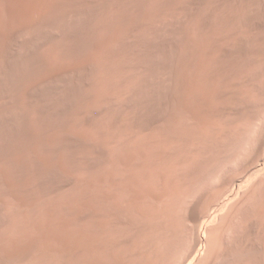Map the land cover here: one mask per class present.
Masks as SVG:
<instances>
[{"label":"rangeland","instance_id":"374dc122","mask_svg":"<svg viewBox=\"0 0 264 264\" xmlns=\"http://www.w3.org/2000/svg\"><path fill=\"white\" fill-rule=\"evenodd\" d=\"M67 1L0 0V259L264 264V0Z\"/></svg>","mask_w":264,"mask_h":264},{"label":"bare ground","instance_id":"6f19581e","mask_svg":"<svg viewBox=\"0 0 264 264\" xmlns=\"http://www.w3.org/2000/svg\"><path fill=\"white\" fill-rule=\"evenodd\" d=\"M69 1H70V0H69ZM69 1H67V2H69ZM80 1H81V0H80ZM192 1H193V0H192ZM215 1H216V0H215ZM42 2H43V1H42ZM63 2H64V1H63ZM72 2H73V1H72ZM74 2H76V1H74ZM217 2H218V1H217ZM247 2H248V1H247ZM254 2H255V1H254ZM258 2H259V1H258ZM261 2H262V1H261ZM64 3H65V2H64ZM76 3H77V2H76ZM190 3H191V2H190ZM194 3H195V2H194ZM255 3H256V2H255ZM263 3H264V2H263ZM34 4H35V3H34ZM50 4H51V3H50ZM183 4H184V2H183ZM45 5H46V4H45ZM57 5H59V4H57ZM68 5H69V4H68ZM76 5H77V4H76ZM78 5H79V4H78ZM260 5H261V4H260ZM17 6H18V5H17ZM20 6H23V5H20ZM31 6H32V5H31ZM37 6H38V5H37ZM52 6H53V5H52ZM52 6H50V7L52 8ZM65 6H66V5H65ZM65 6H64V7H65ZM258 6H259V5H258ZM258 6H257V7H258ZM44 7H45V6H44ZM66 7H68V6H66ZM71 7H72V6H70V8H71ZM79 7H80V6H79ZM79 7H76V10H78L77 8H79ZM242 7H243V6H242ZM252 7H253V6H252ZM254 7H255V6H254ZM257 7H256V8H257ZM26 8H27V7H26ZM45 8H46V7H45ZM48 8H49V7H48ZM58 8H60V7H58ZM70 8H69V9H70ZM81 8H82V7H81ZM256 8H255V9H256ZM18 9H19V8H18ZM22 9H23V8H22ZM33 9H34V7H33ZM33 9H32V10H33ZM62 9H63V7H62ZM69 9L67 8V9H64V10H67V12H68ZM246 9H248V8H246ZM259 9H260V8H259ZM57 10H58V9H57ZM70 10H71V9H70ZM251 10H252V8H251ZM55 11H56V10H55ZM236 11H237V10H236ZM242 11H243V10H242ZM245 11H246V10H245ZM263 11H264V10H263ZM18 12H19V11H18ZM57 12H58V11H57ZM57 12H56V13H57ZM237 12H238V11H237ZM247 12H248V11H247ZM250 12H251V11H250ZM255 12H256V11H255ZM255 12H254V15H256ZM240 13H241V12H240ZM240 13H239V14H240ZM244 13H246V12H244ZM251 13H252V12H251ZM19 14H20V13H19ZM47 14H48V13H47ZM232 14H233V13H232ZM236 14H237V13H236ZM21 15H22V14H21ZM51 15H52V14H51ZM51 15H49V16H51ZM54 15H55V14H54ZM234 15H235V13H234ZM242 15H244V14H242ZM242 15H241V16H242ZM246 15H247V14H246ZM250 15H251V14H250ZM258 15H259V14H258ZM260 15H261V14H260ZM17 16H19V15H17ZM58 16H59V15H58ZM58 16H57V17H58ZM241 16H240V17H241ZM248 16H249V15H248ZM261 16H262V15H261ZM28 17H29V16H28ZM30 17H31V16H30ZM52 17H53V16H52ZM237 17L239 18V16H237ZM237 17H236V18H237ZM254 17H255V16H254ZM49 18H50V17H45L44 20L49 19ZM233 18H234V17H233ZM243 18H245V17L243 16ZM247 18H248V17H247ZM250 18H251V17H250ZM50 19H56V18L53 17V18H50ZM248 19H249V18H248ZM255 19H256V18H255ZM257 19H258V18H257ZM34 20H35V19H34ZM56 20H57V19H56ZM58 20H59V19H58ZM230 20H231V19H230ZM235 20H236V19H235ZM246 20H247V19H246ZM261 20H262V19H261ZM31 21H32V20H31ZM247 21H248V20H247ZM258 21H259V20H258ZM26 22H27V20H26ZM46 22H47V21H46ZM51 22H53V21H51ZM242 22H244V21H242ZM29 23H30V22H29ZM47 23H48V22H47ZM229 23H230V22H229ZM237 23H238V22H237ZM244 23H246V22H244ZM250 23H251V22H250ZM255 23H257V22L255 21ZM32 24H36V23H32ZM53 24H54V23H53ZM56 24H57V23H56ZM248 24H249V23H248ZM26 25H27V24H26ZM46 25H47V24H46ZM237 25H238V24H237ZM24 26H25V25H24ZM31 26H32V25H31ZM49 26H50V25H49ZM229 27H231V26L229 25ZM248 27H249V26H248ZM250 27H251V25H250ZM262 27H264V26H262ZM11 28H12V25H11ZM25 28H26V27H25ZM51 28H52V27H51ZM55 28H56V27H55ZM55 28H54V29H55ZM232 28H233V27H232ZM12 29H13V28H12ZM26 29H27V28H26ZM256 29H257V27H256ZM44 30H45V29H44ZM236 30H237V29H236ZM236 30H235V31H236ZM246 30H247V29H246ZM246 30H245V31H246ZM18 31H20V30H18ZM35 31H36V30H35ZM35 31H34V32H35ZM42 31H43V30H42ZM48 31H49V30H48ZM237 31H238V30H237ZM28 32H29V31H28ZM44 32H45V31H44ZM51 32H52V30H51ZM26 33H27V31H26ZM29 33H31V32H29ZM47 33H48V32H47ZM52 33H54V32H52ZM230 33H232V32H230ZM247 33H248V32H247ZM22 34H23V33H22ZM43 35H44V34H43ZM53 35H54V34H53ZM232 35H233V34H232ZM234 35H235V33H234ZM252 35H253V34H252ZM12 36H13V35H12ZM235 36H236V35H235ZM241 36H242V35H241ZM23 37H24V36H23ZM27 37H28V36H27ZM31 37H33V35H32ZM52 37H53V36H52ZM236 37H237V36H236ZM238 37H239V36H238ZM242 37H244V36H242ZM250 37H251V36H250ZM25 38H26V37H25ZM28 38H29V37H28ZM28 38L26 39V41L28 40ZM252 38H253V37H252ZM252 38H251V39H252ZM260 38H261V37H260ZM260 38H259V39H260ZM39 39H40V38H38V40H39ZM233 39H235V37H233ZM238 39H240V38H238ZM242 39H243V38H241V40H242ZM245 39H246V36H245ZM251 39H250V40H251ZM33 40H34V39H33ZM33 40H32V41H33ZM46 40H47V39H46ZM231 40H232V39H231ZM241 40H240V41H241ZM255 40H256V38H255ZM6 41H9V40H6ZM14 41H15V40H14ZM42 41H43V40H42ZM237 41H239V40H237ZM240 41H239V42H240ZM247 41H248V40H247ZM253 41H254V40H253ZM253 41H252V42H253ZM262 41H264V40H262ZM4 42H5V41H4ZM27 42H28V41H27ZM38 42H39V41H38ZM235 42H236V41H235ZM235 42H234V43H235ZM239 42H238V44H239ZM242 42H243V41H242ZM256 42H257V41H256ZM258 42H259V41H258ZM258 42H257V43H258ZM22 43H23V42H22ZM250 43H251V41H250ZM260 43H261V41H260ZM262 43H263V42H262ZM262 43H261V44H262ZM4 44H5V43H4ZM4 44H3V46H4ZM25 44H26V43H25ZM61 44H62V43H61ZM236 44H237V43H236ZM261 44H260V45H261ZM12 45H14V44H12ZM12 45H11V46H12ZM23 45H24V44H23ZM36 45H37V44H36ZM241 45H242V44H241ZM254 45H256V44H254ZM260 45H258V46H260ZM263 45H264V44H263ZM3 46H2V45L0 46V47H1L0 50H1V49L4 50V48H2ZM5 46H6V45H5ZM5 46H4V47H5ZM7 46H8V42H7ZM247 46H249V45H247ZM31 47H32V46H31ZM34 47H36V46H34ZM125 47H126V46H125ZM239 47H240V46H239ZM250 47H251V46H250ZM32 48H33V47H32ZM36 48H37V47H36ZM122 48H123V46H122ZM126 48H127V47H126ZM126 48H125V49H126ZM169 48H170V47H169ZM236 48H237V47H236ZM255 48H258V47H255ZM25 49H26V48H25ZM58 49H59V48H58ZM166 49H167V48H166ZM3 50L0 51V52H1V53H2V52L4 53ZM5 50H6V49H5ZM28 50H29V49H28ZM126 50H128V49H126ZM169 50H170V49H169ZM251 50H252V49H251ZM257 50H258V49H257ZM259 50H260V49H259ZM259 50H258V51H259ZM31 51H32V50H31ZM239 51H240V50H239ZM252 51H253V50H252ZM263 51H264V50H263ZM22 52H23V51H22ZM120 52H121V50H120ZM127 52H128V51H127ZM127 52H126V53H127ZM259 52H260V51H259ZM60 53H61V52H60ZM250 53H251V52H250ZM254 53H255V52H254ZM263 53H264V52H263ZM124 54H125V53H124ZM221 54H222V53H221ZM59 55H60V54H59ZM127 55H128V54H127ZM219 55H220V54H219ZM231 55H232V54H231ZM251 55H252V53H251ZM24 56H25V55H24ZM122 56H123V55H122ZM220 56H221V55H220ZM59 57H60V56H59ZM216 57H217V56H216ZM216 59H217V58H216ZM218 59H219V58H218ZM7 60H8V58H7ZM219 60H220V59H219ZM99 61H100V60H99ZM217 61H218V60H217ZM1 62H2V61H1ZM102 62H103V61H102ZM121 66H122V65H121ZM121 66H120V67H121ZM113 70H114V69H113ZM121 70H122V69H121ZM114 71H115V70H114ZM0 72H1V71H0ZM112 72H113V71H112ZM116 72H117V70H116ZM116 72H115V73H116ZM213 72H214V71H213ZM113 73H114V72H113ZM214 73H216V72H214ZM257 73H258V72H257ZM40 74H41V73H40ZM50 74H51V73H50ZM128 74H129V73H128ZM210 74H211V73H210ZM255 74H256V73H255ZM2 75H3V74H2ZM14 75H15V74H14ZM45 75H46V74H45ZM129 75H130V74H129ZM252 75H254V73H253ZM252 75H251V77H252ZM36 76H37V74H36ZM42 76H43V75H42ZM213 76H214V75H213ZM32 77H33V76H32ZM44 77H45V76H44ZM49 77H50V76H49ZM49 77H48V78H49ZM11 78H12V77H11ZM35 78H36V77H35ZM52 78H53V76H52ZM55 78H56V77H55ZM100 78H101V77H100ZM100 78H99V82H100ZM102 78H103V77H102ZM102 78H101V79H102ZM134 78H135V77H134ZM138 78H139V77H138ZM211 78H212V75H211ZM44 79H45V78H44ZM139 79H140V78H139ZM14 80H15V79H14ZM14 80H13V81H14ZM32 80H33V79H32ZM52 80H53V79H52ZM248 80H249V79H248ZM255 80H256V79H255ZM10 81H11V79H10ZM47 81H48V80H46V83H47ZM49 81H51V80H49ZM119 81H120V79H119ZM37 82H38V81H37ZM101 82H102V81H101ZM10 83H13V82H10ZM42 83H43V82H42ZM247 83H248V82H247ZM40 84H41V83H40ZM100 84H101V83H100ZM120 84H121V83H120ZM124 84H125V83H124ZM127 84H128V83H127ZM16 85H17V84H16ZM16 85L14 84L15 87H16ZM121 85H122V84H121ZM133 85H134V84H133ZM24 86H25V85H24ZM26 86H27V85H26ZM128 86H129V85H128ZM34 87H35V86H34ZM16 88H17V87H16ZM101 88L103 89L102 86H101ZM101 88H99V89H101ZM104 88H105V87H104ZM17 89H18V88H17ZM20 89H21V88H20ZM28 89H29V88H28ZM34 89H36V88H34ZM21 90H23V89H21ZM25 90H26V89H25ZM103 90H104V89H103ZM103 90H102V91H103ZM108 90H109V89H108ZM112 90H113V89H112ZM112 90H110V91H112ZM164 90H168V89H164ZM164 90H163V92H164ZM15 91H16V89H15ZM17 91H19V90H17ZM17 91H16V93H17ZM102 91H101V93H102V95H103L104 92H102ZM110 91H107V92L109 93ZM114 91H115V90H114ZM169 91H170V89H169ZM13 92H14V91H13ZM35 92H36V91H35ZM163 92H162V93H163ZM14 93H15V92H14ZM16 93H15V94H16ZM18 93H19V92H18ZM26 93H27V92H26ZM44 93H45V92H44ZM46 93H47V92H46ZM110 93H111V92H110ZM116 93H118V92H116ZM112 94H114V93H112ZM13 95H14V94H13ZM16 95H17V94H16ZM18 95H19V94H18ZM22 95H23V94H22ZM31 95H32V94H31ZM34 95H35V94H34ZM49 95H50V94H49ZM109 95H110V94H109ZM114 95H115V94H114ZM117 95H118V94H117ZM121 95H122V94H121ZM140 95H141V94H140ZM157 95H158V94H157ZM163 95H165V94H163ZM26 96H27V95H26ZM26 96H25V98H26ZM36 96H37V94H36ZM40 96H42V95H40ZM50 96H51V95H50ZM100 96H101V95H100ZM115 96H116V95H115ZM115 96H114V97H115ZM143 96H144V95H143ZM159 96H160V95H159ZM159 96H158V97H159ZM37 97H38V96H37ZM108 97H109V96H108ZM108 97H107V98H108ZM121 97H122V96H121ZM140 97H141V96H140ZM158 97H157V98H158ZM163 97H164V96H163ZM165 97H166V95H165ZM165 97H164V98H165ZM256 97H257V96H256ZM20 98H21V97H20ZM25 98H24V99H25ZM45 98H46V96H45ZM104 98L106 99V97H104ZM115 98H116V97H115ZM122 98H123V97H122ZM100 99H101V98H100ZM110 99H111V95H110ZM112 99H113V97H112ZM117 99H118V97H117ZM123 99H124V98H123ZM160 99H161V97H160ZM222 99H223V98H222ZM1 100H2V99H1ZM26 100H27V99H26ZM41 100L43 101V99H41ZM101 100H102V99H101ZM103 100H104V99H103ZM106 100H107V99H106ZM120 100H121V99H120ZM162 100H163V99H162ZM164 100H165V99H164ZM24 101H25V100H24ZM30 101H31V100H30ZM30 101H29V102H30ZM32 101H34V100H32ZM45 101H46V100H45ZM109 101H110V100H109ZM22 102H23V101H22ZM46 102H47V101H46ZM53 102H54V101H53ZM166 102H167V101H166ZM0 103H1V102H0ZM18 103H19V100H18ZM30 103H31V102H30ZM30 103H29V104H30ZM33 103H34V102H33ZM38 103H40V102H38ZM44 103H45V102H44ZM47 103H48V102H47ZM51 103H52V102H51ZM105 103H106V102H105ZM31 104H32V103H31ZM48 104H49V103H48ZM108 104L111 105L109 102H108ZM38 105H39V104H38ZM50 105H51V104H50ZM113 105H114V104H113ZM117 105H118V104H117ZM166 105H167V104H166ZM262 105H263V104H262ZM3 106H4V105H3ZM27 106H28V105H26V107H27ZM42 106H43V105H42ZM160 106H161V105H160ZM18 107H19V105H18ZM35 107H37V106H35ZM44 107H46V104H45ZM109 107H110V106H109ZM117 107H118V106H117ZM117 107H116V108H117ZM3 108H4V107H3ZM3 108H2V109H3ZM6 108H7V106H6ZM38 108H39V106H38ZM38 108H37V109H38ZM42 108H43V107H42ZM262 108H263V106H262ZM262 108H259V109H262ZM12 109H13V108H12ZM19 109L22 110L23 108L20 107ZM24 109H25V108H24ZM114 109H115V108H114ZM119 109H120V108H119ZM4 110H5V109H4ZM9 110H11V109H9ZM9 110H8V111H9ZM26 110H30L29 107H28V109H26ZM34 110H36V109H33V111H34ZM112 110H113V109H111L110 111H112ZM162 110H163V109H162ZM6 111H7V110H6ZM19 111H20V110H19ZM23 111H24V110H23ZM31 111H32V110H31ZM129 111H131V110H129ZM129 111H128V112H129ZM165 111H166V110H165ZM10 112H11V111H10ZM34 112H35V111H34ZM38 112H39V111H38ZM42 112H43V110H42ZM42 112H41V113H42ZM115 112H116V111H115ZM124 112H125V111H124ZM139 112H140V111H139ZM204 112H205V111H204ZM13 113H14V112H13ZM15 113H16V112H15ZM17 113H18V112H17ZM24 113H25V112H24ZM36 113H37V112H36ZM105 113H107V112H105ZM260 113H261V112H260ZM11 114H12V113H11ZM18 114H19V113H18ZM18 114H17V115H18ZM29 114H30V113H29ZM107 114H108V113H107ZM113 114H114V113H113ZM130 114H131V113H130ZM0 115H1V114H0ZM9 115H10V114H9ZM14 115H15V114H14ZM14 115H13V116H14ZM17 115H16V116H17ZM26 115H27V112H26ZM46 115H47V114H46ZM104 115H105V114H104ZM104 115H103V116H104ZM116 115H117V112H116ZM139 115H140V114H139ZM163 115H165V114H163ZM256 115H257V114H256ZM27 116H31V114H30V115H27ZM32 116H33V115H32ZM32 116H31V117H32ZM37 116H38V115H37ZM39 116H41V115H39ZM105 116H106V115H105ZM110 116H111V115H110ZM113 116H114V115H113ZM113 116H112V117H113ZM11 117H12V116H11ZM34 117H36V114H35ZM47 117H48V116H47ZM47 117H45V118H47ZM124 117H125V116H124ZM128 117H129V116H128ZM138 117H139V116H138ZM138 117H137V119H139ZM152 117H153V116H152ZM162 117H163V116H162ZM164 117H165V116H164ZM28 118H29V117H28ZM36 118H38V117H36ZM43 118H44V115H43ZM48 118H49V117H48ZM48 118H47V120H49ZM109 118H110V117H109ZM126 118H127V117H126ZM132 118H133V117H132ZM135 118H136V117H135ZM153 118H155V117H153ZM3 119H4V118H3ZM17 119H18V118H17ZM50 119H51V118H50ZM52 119H54V118H52ZM104 119H105V117H104ZM104 119H103V120H104ZM6 120H7V119H6ZM32 120H33V119H32ZM34 120H35V119H34ZM47 120H46V121H47ZM105 120H106V119H105ZM111 120H112V119H111ZM117 120H118V119H117ZM162 120H163V119H162ZM258 120H259V119H258ZM0 121H1V120H0ZM50 121H51V120H50ZM134 121H135V120H134ZM151 121H152V120H151ZM153 121H154V120H153ZM160 121H161V120H160ZM4 122H5V121H4ZM38 122H39V121H38ZM41 122H42V121H41ZM111 122H112V121H111ZM114 122H116V120H115ZM119 122H120V121H119ZM149 122H150V121H149ZM7 123H8V122H7ZM44 123H45V122H44ZM50 123H51V122H50ZM108 123H109V122H108ZM108 123H107V125H108ZM132 123H134V122L132 121ZM137 123H138V121H137ZM146 123H147V122H146ZM1 124H2V123H1ZM10 124H11V123H10ZM37 124H38V123H37ZM150 124H151V123H150ZM8 125H9V123H8ZM31 125H32V124H31ZM40 125H41V123H40ZM46 125H47V124H46ZM263 125H264V124H263ZM2 126H3V125H2ZM35 126H36V125H35ZM41 126H42V125H41ZM132 126H133V125H132ZM135 126H136V125H135ZM142 126H143V125H142ZM38 127H39V126H38ZM46 127H47V126H46ZM147 127H148V126H147ZM147 127H146V128H147ZM150 127H151V126H150ZM47 128H48V127H47ZM98 128H99V126H98ZM134 128H135V127H134ZM138 128H139V127H138ZM146 128H145V129H146ZM7 129H8V127H7ZM38 129H39V128H38ZM51 129H52V128H51ZM132 129H133V128H132ZM142 129H143V128H142ZM12 130H13V128H12ZM96 130H97V128H96ZM130 130H131V129H130ZM133 130H134V129H133ZM133 130H132L131 132H133ZM139 130H140V128H139ZM35 131H36V130H35ZM44 131H45V130H44ZM142 131H143V130H142ZM262 131H264V129H263ZM262 131H260V132H262ZM3 132H4V131H3ZM96 132H97V131H96ZM143 132H145V131H143ZM13 133H14V132H13ZM13 133H12V134H13ZM17 133H18V132H17ZM17 133H15V134L17 135ZM43 133H44V132H43ZM135 133L137 134V132H135ZM135 133L133 132V134H135ZM145 133H148V132H145ZM256 133H257V132H256ZM7 134H8V133H7ZM7 134H6V135H7ZM37 134H38V133H37ZM39 134H40V133H39ZM44 134H45V133H44ZM133 134H132V135H133ZM263 134H264V133H263ZM0 135H1V134H0ZM8 135H9V134H8ZM19 135H21V134H19ZM119 135H120V134H119ZM259 135H260V134H259ZM1 136H2V135H1ZM17 136H18V135H17ZM17 136H16V137H17ZM137 136H139V135H137ZM168 136H169V135H168ZM256 136H257V135H256ZM10 137H11V136H10ZM19 137H20V136H19ZM130 137H131V136H130ZM130 137H128V138H126V139H129ZM135 137H136V136H135ZM171 137H172V136H171ZM261 137H262V134H261ZM263 137H264V136H263ZM112 138H113V137H112ZM123 138H124V137H123ZM256 138H257V137H256ZM4 139H5V137H4ZM19 139H20V138H19ZM25 139H26V138H25ZM172 139H173V142H174V141H175L174 138H172ZM172 139H170V140L172 141ZM185 139H186V138H185ZM189 139H190V138H189ZM0 140H1V139H0ZM23 140H24V139H23ZM23 140H22V141H23ZM26 140H28V139H26ZM116 140H117V139H116ZM121 140H122V139H121ZM260 140H261V139H260ZM20 141H21V140H20ZM28 141H29V140H28ZM126 141H127V140H126ZM255 141H256V140H255ZM3 142H4V141H3ZM17 142H18V141H17ZM23 142H24V144H25V141H23ZM116 142H117V141H116ZM123 143L125 144V142H123ZM126 143H127V142H126ZM190 143H191V142H190ZM21 144H22V143H21ZM124 144H123V145H124ZM159 144H160V143H159ZM253 144H254V143H253ZM255 144H256V143H255ZM1 145H2V144H1ZM25 145H27V144H25ZM188 145H189V144H188ZM250 145H251V144H250ZM258 145H259V147L263 150V148H264V140H262L261 143L258 142ZM47 146H48V145H47ZM51 146H52V145H51ZM158 146H159V145H157V147H158ZM254 146H255V145H254ZM39 147H40V146H39ZM190 147H191V146H190ZM250 147H251V146H250ZM259 147H257V148H259ZM1 148H2V147H1ZM29 148H30V147H29ZM48 148H49V147H48ZM55 148H56V147H53V146H52V147H50L49 149H50V150H53V152H56V151H54ZM20 149H21V148H20ZM31 149H32V148H31ZM39 149H40V148H39ZM41 149H42V147H41ZM49 149H47V150L49 151ZM158 149L160 150V146H159ZM255 149H256V148H255ZM23 150H24V149H23ZM33 150H35V149H33ZM13 151H14V150H13ZM25 151H27V150H25ZM40 151H41V150H40ZM42 151H43V150H42ZM37 152H38V151H37ZM190 152H191V151H190ZM50 153H51V152H50ZM249 153H250V152H249ZM1 154H2V153H1ZM190 154H191V153H190ZM16 155H17V154H16ZM16 155H15V156H16ZM20 155H21V154H20ZM20 155H19V156H20ZM160 156H161V155H160ZM247 156H248V155H247ZM16 157H17V156H16ZM16 157H15V158H16ZM249 157H250V156H249ZM0 158H2V157H0ZM159 158H160V157H159ZM6 159H7V158H6ZM3 160H4V159H3ZM5 162H6V161H5ZM174 162H175V161H174ZM263 163H264V162H263ZM3 166H4V165H3ZM18 167H19V166H18ZM20 167H21V166H20ZM22 167H23V166H22ZM14 168H15V167H14ZM20 169H21V168H20ZM45 169H46V168H45ZM7 170H8V169H7ZM15 170H17V169H15ZM15 170L13 169V172H14ZM33 170H34V169H33ZM33 170H32V171H33ZM46 170H47V169H46ZM48 170H49V169H48ZM48 170H47V171H48ZM11 171H12V170H11ZM22 171H23V170H22ZM32 171H31V172H32ZM220 171H221V170H220ZM223 171H224V170H223ZM26 172H27V171H25V175H27ZM29 172H30V171H29ZM34 172H35V170H34ZM41 172H42V171H41ZM43 172H44V171H43ZM225 172H226V171H225ZM225 172H223L224 175L226 174ZM11 173H12V172H11ZM16 173H17V171H16ZM36 173H39V172H36ZM46 173H47V172H46ZM46 173H44V174H46ZM49 173H50V171H49ZM17 174H18V173H17ZM23 174H24V172H23ZM229 174H230V173H229ZM7 175H8V172H7ZM18 175H19V174H18ZM30 175H31V174H30ZM130 175H131V173L129 174V177H130ZM46 176H49V175L46 174ZM218 176H219V175H218ZM218 176H217V177H218ZM229 176H232V175H229ZM28 177H29V176H28ZM28 177H27V178H28ZM34 177H36V176H34ZM42 177H43V176H42ZM129 177H128V178H129ZM150 177H151V176H150ZM152 177H153V176H152ZM217 177H216V178H217ZM225 177H226V176H225ZM225 177H224V178H225ZM11 178H12V176H11ZM14 178H16V174H15V177H14ZM20 178H21V177H20ZM36 178H37V177H36ZM45 178H46V177H45ZM45 178H43V179H45ZM153 178L156 179L155 177H153ZM224 178H223V179H224ZM228 178H229V177H228ZM230 178H231V177H230ZM39 179H40V177H39ZM219 179H220V178H219ZM219 179H217V180H219ZM10 180H11V179H10ZM14 180H15V179H14ZM34 180H35V179H34ZM36 180H37V179H36ZM45 180L48 181V179H45ZM220 180H221V179H220ZM231 180H232V178H231ZM233 180H234V179H233ZM15 181L17 182V181H19V179H18V180H15ZM20 181H21V180H20ZM41 181H44V180H41ZM213 181H214V180H213ZM229 181H230V180H229ZM0 182H1V181H0ZM34 182H35V181H34ZM39 182H40V181H39ZM134 182H135V181H134ZM156 182H157V181H156ZM216 182L219 183V181H216ZM14 183H15V182H14ZM14 183H13V184H14ZM212 183H213V182H212ZM218 183H217V184H218ZM231 183H232V182H231ZM235 183H236V182H235ZM19 184H20V183H19ZM23 184H25V183H23ZM23 184H22V185H23ZM33 184L35 185V183H33ZM37 184H38V182H37ZM217 184H216V185H217ZM233 184H234V183H233ZM233 184H232V185H233ZM17 185H18V183H17ZM27 185H28V184H27ZM216 185H215V186H216ZM222 185H223V184H222ZM232 185L230 184L231 187H232ZM25 186H26V185H25ZM35 186H36V185H35ZM43 186H44V184H43ZM0 187H1V185H0ZM31 187H32V186H31ZM40 187H42V186H40ZM222 187H224V186H222ZM226 187H227V186H226ZM231 187H230V188H231ZM1 188H3V187H1ZM28 188H29V187H28ZM48 188H49V187H48ZM50 188H51V187H50ZM204 188H205V187H204ZM224 188H225V187H224ZM12 189H13V188H12ZM25 189H26V188H25ZM206 189H207V187H206ZM40 190H41V189H40ZM40 190H39V191H40ZM15 191H16V190H15ZM37 191H38V190H37V188H36V192H37ZM43 191H44V190H43ZM43 191H41V192L43 193ZM46 191H47V190H46ZM46 191H45V192H46ZM198 191H199V190H198ZM203 191H204V190H203ZM205 191H206V190H205ZM224 191L227 192L228 190H227V191L224 190ZM224 191H223V193H224ZM4 192H6V191H4ZM242 192H243V191H242ZM38 193H39V192H38ZM38 193H37V194H38ZM130 193H131V192H130ZM140 193H141V192H140ZM220 193H222V192H220ZM227 193H228V192H227ZM1 194H2V193H1ZM133 194H134V193H133ZM137 194H138V193H137ZM198 194H199V196H200V192H199ZM204 194H206V193H204ZM38 195H39V194H38ZM189 195H190V194H189ZM201 195H202V194H201ZM217 195H219V193H218ZM223 195H224V194H223ZM5 196H6V195H5ZM12 196H13V195H12ZM23 196H24V195H23ZM140 196H141V195H140ZM202 196H205V195H202ZM202 196H201V197H202ZM143 197H144V196H143ZM143 197H142V198H143ZM145 197H146V196H145ZM219 197L221 198L222 195L220 194ZM3 198H4V197H3ZM10 198H11V197H10ZM22 198H23V197H22ZM29 198H30V197H29ZM146 198H147L146 200L148 201V196H147ZM36 199H37V198H36ZM157 199H158V198H157ZM195 199H196V197H195ZM12 200H13V199H11V201H12ZM140 200L142 201V199H140ZM214 200H216V199H213V201H214ZM8 201H10V200H8ZM20 201H22V200H20ZM23 201H24V200H23ZM32 201H33V200H32ZM32 201H31V202H32ZM144 201H145V200H144ZM162 201H163V200H162ZM192 201H193V200H192ZM200 201H201V200H200ZM200 201H199V202H200ZM218 201H219V200H218ZM14 202H15V201H14ZM25 202H26V201H25ZM142 202H143V201H142ZM149 202H150V200H149ZM158 202H159V201H158ZM194 202H195V201H194ZM196 202H198V201H196ZM210 202H211V201H210ZM216 202H217V201H216ZM216 202H214V203H216ZM12 203H13V202H12ZM12 203H10V204L12 205ZM200 203H201V202H200ZM218 203H220V201H219ZM8 204H9V203H8ZM25 204H26V203H25ZM28 204H29V203H28ZM161 204H162V202H161ZM208 204H209V202H208ZM211 204L213 205V203H211ZM216 204H217V203H216ZM216 204H215V205H216ZM31 205H32V204H31ZM147 205H149V204H147ZM192 205H193V204H192ZM209 205H210V204H209ZM189 206H190V205H189ZM194 206H195V205H194ZM200 206H201V204H200ZM210 206H211V205H210ZM147 207H148V206H147ZM149 207H150V205H149ZM151 207H152V206H151ZM203 207H205V205H204ZM15 208L17 209L18 206L15 207ZM119 208H120V207H119ZM191 208H193V207H191ZM194 208H195V207H194ZM194 208L192 209V211L194 210ZM210 208H211V207H207V209H210ZM16 209H15V210H16ZM142 209H145V207L142 208ZM146 209H147V208H146ZM149 209H151V208H149ZM149 209H148V210H149ZM152 209H153V208H152ZM188 209H189V208H188ZM197 209H198V208H197ZM26 210H27V209H26ZM28 210H29V209H28ZM117 210H118V208H117ZM134 210H135V209H134ZM148 210H147V211H148ZM212 210H213V209H212ZM20 211H21V210H20ZM22 211H23V210H22ZM22 211H21V213L25 212V211H23V212H22ZM144 211H145V210H144ZM147 211H146V213L144 212L145 215H147ZM190 211H191V210H190ZM195 211H196V210H194L192 213H190V218L192 219V222L195 224L196 229H197V228H198L197 226H199V224H200L201 221H202V220H201V219H202V216L199 217V216L195 213ZM206 211H207V210H206ZM210 211H211V210H210ZM17 212H18V210H17ZM133 212H134V211H133ZM151 212H152V210H151ZM154 212H155V211H154ZM19 213H20V212H19ZM193 213H194V214H193ZM109 214H111V213H109ZM130 214H131V213H130ZM132 214H135V213H132ZM149 214H150V213H149ZM185 214H186V213H185ZM195 214H196V215H195ZM210 214H211V213H210ZM150 215H151V214H150ZM150 215H149V216H150ZM158 215H159V214H158ZM111 216H112V215H111ZM113 216H115V215H113ZM131 216H132V215H131ZM151 216L154 217V216H157V215H153V213H152ZM161 216H162V215H161ZM185 216H186V215H185ZM29 217H31V216H29ZM29 217H28V218H29ZM132 217H133V216H132ZM137 217H138V216H137ZM146 217H147V216H146ZM146 217H145V218H146ZM209 217H210V216H209ZM214 217H215V216H214ZM130 218H131V217H130ZM140 218H141V217H140ZM149 218H150V217H149ZM186 218H187V217H186ZM30 219H31V218H30ZM133 219H134V217H133ZM226 219H227V217H226ZM144 220H145V219H144ZM150 220H151V219H150ZM152 220H153V219H152ZM211 220H212V219H211ZM112 221H113V220H112ZM161 221H162V220H161ZM113 222H114V221H113ZM139 222H140V221H139ZM156 222H157V221H155V222L152 221V223H156ZM158 222H159V220H158ZM158 222L156 223L157 225H158ZM202 222H203V221H202ZM136 223H137V222H136ZM152 223H151V225H152ZM159 223H160V222H159ZM148 224H150V223H148ZM143 225H144V224H143ZM122 226H123V225H122ZM144 226H145V225H144ZM147 226H148V225H147ZM147 226H146V227H147ZM195 226H194V227H195ZM123 227H124V226H123ZM127 227H128V225H127ZM158 227H159V226H158ZM158 227H157V228H158ZM148 228H149V227H148ZM152 228H153V227H152ZM221 228H222V227H221ZM101 229H102V228H101ZM149 229H150V228H149ZM154 229H155V228H154ZM102 230H103V229H102ZM108 230H109V229H108ZM128 230H129V229H128ZM132 230H133V229H132ZM155 230H156V229H155ZM112 231H113V230H112ZM130 231H131V230H130ZM150 231H151V230H150ZM157 231H158V230H157ZM157 231H156V232H157ZM109 232H111V231H109ZM153 232H154V231H153ZM156 232H155V233H156ZM194 232H195V233H194V235H193V237H192V239H193V240H192L193 244H192V247H191V252H192V253H196V252H197V248H198L199 245L203 242L202 240L204 239L203 236H201L202 234H201L199 231L196 230V231H194ZM108 234H109V233H108ZM110 234H112V233H110ZM136 234H137V233H136ZM148 234H149V233H148ZM105 235H106V234H105ZM97 236H98V235H97ZM99 236H100V237H103V235L101 236V234H100ZM111 236H112V235H111ZM111 236H110V238H112ZM121 236H122V235H121ZM139 236H140V235H139ZM139 236H138V237H139ZM34 237H35V236H34ZM45 237H46V235H45ZM104 237H105V236H104ZM104 237H103V238H104ZM107 237H108V236H107ZM122 237H123V236H122ZM32 238H33V237H32ZM52 238H53V237H52ZM80 238H81V237H80ZM80 238H79V240H80ZM105 238H106V237H105ZM105 238H104V239H105ZM108 238H109V237H108ZM120 238H121V237H120ZM120 238H119V239H120ZM214 238H215V237H214ZM29 239H30V238H29ZM212 239H213V238H212ZM27 240H28V239H27ZM27 240H26V241H27ZM55 240H56V239H55ZM113 240H114V239H113ZM121 240H122V239H121ZM30 241H31V240H30ZM42 241H44V240H42ZM62 241H63V240H62ZM82 241H85V240H82ZM82 241H81V243H79L80 245L78 246V248L81 249L82 251H87V245H86L87 243L85 244V243H83ZM89 241H90V240H89ZM91 241H92V240H91ZM105 241H106V240H105ZM105 241H103V242L106 243V244H108V243H107L108 241H107V242H105ZM109 241H110V240H109ZM111 241H112V240H111ZM118 241H119V240H118ZM16 242H17V241H16ZM23 242H24V241H23ZM28 242H29V241H28ZM65 242H66V241H65ZM85 242H86V241H85ZM87 242H88V241H87ZM94 242H95V241H94ZM98 242H101V240H99ZM212 242H213V241H212ZM18 243H19V241H18ZM18 243H17V245H18ZM62 243H63V242H62ZM67 243H68V242H67ZM74 243H76V242H74ZM90 243H91V242H90ZM101 243H102V242H101ZM113 243H114V242H113ZM9 244H10V243H9ZM9 244H8V245H9ZM53 244H54V243H53ZM63 244H64V243H63ZM63 244L60 246V252H61V251H65V252H66V248H65L66 245L64 244V246H63ZM99 244H100V243H99ZM118 244H119V243H118ZM11 245H12V244H11ZM30 245H31V244H30ZM57 245H58V243H57ZM95 245L97 246V244H95ZM109 245H110V244H109ZM120 245H121V244H120ZM23 246H24V245H23ZM23 246H22V247H23ZM43 246H44V245H43ZM43 246H42V247H43ZM47 246H48V245H47ZM69 246H70V245H69ZM71 246H72V244H71ZM101 246L103 247L104 245L102 244ZM107 246H108V245H107ZM107 246H106V247H107ZM122 246L124 247V245H122ZM15 247H16V246H15ZM26 247H27V246H26ZM31 247H32V246H31ZM31 247H30V248H31ZM51 247H52V246H51ZM57 247H58V246H57ZM102 247H101V248H102ZM108 247H109V246H108ZM111 247H113V246H111ZM7 248H8V247H7ZM27 248H28V247H27ZM70 248H71V247H70ZM8 249H9V248H8ZM46 249H47V248H46ZM93 249H94V248H93ZM107 249H109V248H107ZM124 249H125V248H124ZM9 250H10V249H9ZM15 250H16V249H15ZM20 250H21V249H20ZM23 250H24V249H23ZM23 250H21V253L24 252L23 255H24V254L26 255V254H27V253H26L27 251H26V250L23 251ZM30 250H31V249H29V251H30ZM33 250H34V249H32V251H33ZM35 250H36V249H35ZM41 250H42V249H41ZM75 250H76V249H75ZM111 250H112V248H111ZM114 250H115V249H114ZM122 250H123V249H122ZM18 251H19V250H18ZM29 251H28V253H29ZM45 251H46V250H45ZM54 251H55V250H54ZM72 251H74V250H72ZM89 251H90V250H89ZM95 251H96V250H95ZM97 251H98V250H97ZM112 251H113V250H112ZM30 252H31V251H30ZM48 252H49V250H48ZM74 252H76V251H74ZM188 252H190V251H188ZM212 252H213V251H212ZM21 253H18V255L20 254V257L22 256ZM34 253H35V252H34ZM41 253H42V252H41ZM49 253H51V251H50ZM85 253H86V252H85ZM95 253H96V252H95ZM37 254H38V252H37ZM39 254H40V253H39ZM54 254H55V252H54ZM60 254H61V253H60ZM67 254H68V253H66V255H67ZM73 254H74V253H73ZM77 254H78V253H77ZM79 254H80V253H79ZM92 254H93V253H92ZM210 254H211V253H210ZM2 255L4 256L3 253H2ZM18 255H17V256H18ZM32 255H33V254H32ZM35 255H36V254H35ZM41 255H44V252H43ZM46 255H48V256H45V257H48V260H50L51 263H53L54 260L52 259V257H50V254L47 253ZM66 255H65V256H66ZM70 255H72V254L70 253ZM80 255H81V254H80ZM186 255H187V254H186ZM189 255H191V257H192L193 254L189 253L188 256H187L186 258H182V260L185 259L183 264H191V263H192V262H191L192 259H191V257H190ZM212 255H213V254H212ZM215 255H216V254H215ZM3 256H2L1 258H4V259H5V257H3ZM5 256H6L7 259H5V261H4V259H0V264L2 263L1 261L6 262V260H7V262H8L7 264H10L9 262L15 261V259H18V258H19V256H18V258H16L17 256H16L14 253L11 254L10 252H9L8 255H5ZM15 256H16V257H15ZM33 256H34V255H33ZM38 256H39V255H37L36 257H38ZM55 256H56V255H55ZM78 256H79V255H78ZM90 256H91V255H90ZM90 256H88V258H89ZM24 257H25V256H22L21 258H24ZM36 257H35V258H36ZM42 257H43V256H41V258H42ZM73 257H74V256H73ZM84 257H85V256H84ZM92 257H93V255H92ZM100 257H103V255H102V256L100 255ZM183 257H184V256H183ZM205 257H206V256H205ZM209 257H210V256H209ZM209 257H208V258H209ZM21 258H19V259H21ZM27 258H28V255H27ZM39 258H40V257H39ZM41 258H40V259H41ZM75 258H77V256H76ZM85 258H86V257H85ZM88 258H86V259H88ZM212 258H213V257H212ZM30 259H31V258H30ZM44 259H45V258H44ZM46 259H47V258H46ZM58 259H59V258H58ZM79 259L81 260V258H79ZM209 259H210V258H209ZM214 259H215V258H214ZM214 259H213V260H214ZM28 260H29V259H28ZM35 260H36V259H35ZM65 260H66V259H65ZM88 260H89V259H88ZM254 260H255V259H254ZM17 261H18V260H17ZM38 261H39V260H38ZM41 261H42V259H41ZM73 261H74V260H73ZM82 261H84V259H83ZM15 262H16V261H15ZM21 262H22V261H21ZM33 262H34V261H33ZM78 262H79V261H78ZM101 262H102V261H101ZM206 262H207V261H206ZM24 263H25V262H24ZM35 263H36V261H35ZM42 263H43V262H42ZM63 263H65V261H64ZM70 263H72V262H70ZM70 263H69V264H70ZM75 263H76V262H74L73 264H75ZM81 263H83V262H81ZM88 263H90V262H88ZM88 263L85 262V264H88ZM180 263H181V262H180ZM180 263H179V264H180ZM202 263H203V261H202ZM2 264H4V263H2ZM5 264H6V263H5ZM12 264H13V263H12ZM14 264H15V263H14ZM27 264H29V263H27ZM30 264H31V263H30ZM33 264H34V263H33ZM49 264H50V263H49ZM65 264H67V263H65ZM203 264H204V263H203Z\"/></svg>","mask_w":264,"mask_h":264}]
</instances>
